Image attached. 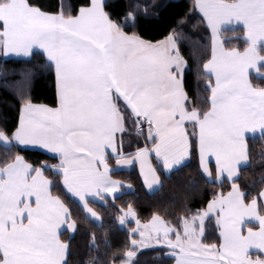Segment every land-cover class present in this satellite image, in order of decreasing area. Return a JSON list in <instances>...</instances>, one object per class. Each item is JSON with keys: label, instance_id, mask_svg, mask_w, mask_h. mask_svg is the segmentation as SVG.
I'll return each mask as SVG.
<instances>
[{"label": "snow or ice", "instance_id": "obj_1", "mask_svg": "<svg viewBox=\"0 0 264 264\" xmlns=\"http://www.w3.org/2000/svg\"><path fill=\"white\" fill-rule=\"evenodd\" d=\"M194 7L211 32L201 107L189 103L187 61L173 33L154 41L125 30L135 26L140 4L114 19L105 0H86L75 15L63 0L56 11L33 0H0V55H43L56 82L54 107L23 92L18 123L0 128V147L11 153L0 163V264H68L62 229L75 232L77 222L54 188L99 220L90 200L114 203L123 187L111 161L138 164L153 189L161 184L158 168L168 174L193 155L206 178L232 181L231 190L180 216L178 226L159 214L142 225L131 204L120 209L119 223L135 220L131 233L140 239L112 264H134L137 250L150 245L165 246L175 264H264V188L253 195L236 182L250 159L248 134L264 137V86L251 79L264 78V0H194ZM229 25L243 26L242 50L225 46ZM129 121L133 152L124 150ZM29 146L55 162H29L20 154ZM212 214L218 242H205ZM90 246L97 247L94 235Z\"/></svg>", "mask_w": 264, "mask_h": 264}, {"label": "trees", "instance_id": "obj_2", "mask_svg": "<svg viewBox=\"0 0 264 264\" xmlns=\"http://www.w3.org/2000/svg\"><path fill=\"white\" fill-rule=\"evenodd\" d=\"M46 11L58 10L59 0H33ZM86 0H63L65 11L75 15L78 7ZM106 10L114 19H123L124 13L134 4L137 9V21L131 23L126 31H135L149 40H162L170 32L177 39L181 55L187 61L184 72L185 88L192 106L201 107L206 95L204 91L203 63L211 52V32L206 22L194 7V0H105ZM147 6V14L143 6ZM226 47H245L242 28L224 30ZM254 84L264 86V78L252 74ZM28 92L36 104L55 106L56 82L54 70L45 63V57L35 54L29 59L5 58L0 55V128L12 129L19 119L21 94ZM124 141L136 138L131 121L127 125ZM191 131V128L189 129ZM249 165L242 168L238 182L246 193L256 194L264 188V137L248 138ZM138 144H134L136 148ZM29 162L48 161L54 163L51 156L39 150L26 148L20 152ZM11 153L0 147V163ZM153 162L156 160L153 157ZM113 164V161H111ZM113 178L133 187L116 197L115 202L109 199L104 202H90V206L100 215L96 222L86 216L80 204L61 188H54L53 194L60 195L72 210L77 230L72 236L63 233L62 237L69 242L68 264H112L113 260L123 257L131 249L130 241L139 240V235L132 234L136 227L134 221L121 225L118 216L120 209L127 210L129 204L137 213L141 223L149 222L154 214H159L166 221L177 225L182 215L194 214L206 207L207 201L214 194H227L231 190L229 181L221 184L208 181L199 167L198 155H193L182 167L166 174L158 168L161 186L154 192H148L137 168L113 171ZM51 176V173H49ZM96 246L91 247L92 236ZM218 228L214 218L206 222L205 242H218ZM175 259L169 256L166 247H157L137 252L134 264H174Z\"/></svg>", "mask_w": 264, "mask_h": 264}, {"label": "crops", "instance_id": "obj_3", "mask_svg": "<svg viewBox=\"0 0 264 264\" xmlns=\"http://www.w3.org/2000/svg\"><path fill=\"white\" fill-rule=\"evenodd\" d=\"M198 10V9H197ZM201 14V13H200ZM201 16H202V14H201ZM235 28H242L243 29V26L242 25H235V26H231V25H229V26H225V28H224V30H226V29H235ZM5 57V56H4ZM5 58H16V59H29L30 57H23V56H16V55H9V56H7V57H5ZM252 74H254V75H256L255 73H252ZM257 76V75H256ZM258 136H260L258 133L257 134H255V135H253V134H248V136H247V139L248 138H251V137H258ZM139 142H140V144L142 145V143H143V138L141 137V138H139ZM137 143V137L135 138V137H132L131 139H128L127 141H124V150L126 151V152H133L134 150H135V148H134V144H136ZM28 149H33V150H39V151H42V152H45L46 153V151L45 150H42V149H37V148H33L32 146H29L28 147ZM48 154V153H47ZM48 155H50L51 156V154H48ZM189 161V160H188ZM187 161V162H188ZM186 162V163H187ZM185 163V164H186ZM153 164H154V162H153ZM184 164V165H185ZM249 165V162L247 163V164H245V165H242V167H241V169L242 168H244V167H246V166H248ZM113 167H114V171H120V170H131V169H133V168H137L138 169V171H139V174H140V170H139V165L138 164H134V165H130V166H115V163H114V161H113ZM180 167H182V166H179L178 168H180ZM209 167L213 170V172H215V158L214 157H211L210 158V162H209ZM178 168H176V169H178ZM176 169H174V170H176ZM174 170H172V171H174ZM171 171V172H172ZM141 176V175H140ZM205 176V175H204ZM239 176H240V174H239ZM206 178V177H205ZM115 179V178H114ZM141 179H142V181H143V178L141 177ZM208 181H210V182H214V181H212V180H210V179H208V178H206ZM226 181H229V180H227V179H225L223 182H226ZM122 182V181H121ZM222 182V183H223ZM229 182H232V181H229ZM215 183H217V182H215ZM218 184H221V183H218ZM122 185H123V187L121 188V190H120V192L117 194V197L119 196V195H121L125 190L126 191H132L133 190V188H129L128 187V185L129 184H127V183H124V182H122ZM160 186H161V184L160 185H154L153 186V189H148L147 188V186L145 185V188L147 189V191L148 192H154V191H156V190H158L159 188H160ZM74 199V198H73ZM74 200H76L78 203H79V201L77 200V199H74ZM90 202H91V200H90ZM93 202H101V201H93ZM80 204V203H79ZM211 218H214L215 219V215L214 214H212V217ZM134 222H135V220H134ZM65 232H67V233H69V235L70 236H72L73 234H74V232H71V231H69V230H66V229H62V234H61V239L62 240H64L63 239V237H62V235H63V233H65ZM139 239H140V237H139ZM165 247V246H164ZM68 252H69V250H68ZM253 254L254 255H256V254H259V253H257V252H255V250H253ZM169 256H171L170 255V253H169ZM67 257H68V255H67ZM172 257V256H171ZM174 258V257H173ZM174 264H175V262H174Z\"/></svg>", "mask_w": 264, "mask_h": 264}, {"label": "rangeland", "instance_id": "obj_4", "mask_svg": "<svg viewBox=\"0 0 264 264\" xmlns=\"http://www.w3.org/2000/svg\"><path fill=\"white\" fill-rule=\"evenodd\" d=\"M144 184V183H143ZM144 187H145V185H144ZM131 188H133L132 186H131ZM147 190V189H146ZM89 218H91L90 216H88ZM99 217H100V215H99ZM92 220H94V221H96V222H100L101 221V217H100V219L99 220H96L95 218H91ZM136 219H137V217H136ZM152 220V219H151ZM150 220V221H151ZM208 220V219H207ZM207 220H206V222H207ZM128 221H134L133 219H131V218H128ZM149 221V222H150ZM149 222H147V223H149ZM147 223H141L142 225L143 224H147ZM138 234V233H137ZM157 247H162V245H150V246H148L147 248H143V249H139V250H137V252L138 251H141V250H146V249H153V248H157Z\"/></svg>", "mask_w": 264, "mask_h": 264}]
</instances>
